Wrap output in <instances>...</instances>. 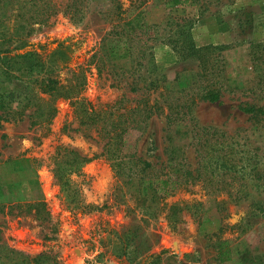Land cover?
Returning a JSON list of instances; mask_svg holds the SVG:
<instances>
[{
  "label": "rangeland",
  "instance_id": "obj_1",
  "mask_svg": "<svg viewBox=\"0 0 264 264\" xmlns=\"http://www.w3.org/2000/svg\"><path fill=\"white\" fill-rule=\"evenodd\" d=\"M165 1L0 2V96L24 93L23 56L35 52L60 84H74L73 72L83 70L80 95L89 103L75 111L55 100L48 126L31 124L34 108L22 120H0V264H38L32 259L41 254L62 264H264V123L241 110L264 106V0L173 8ZM47 7L46 24H30L27 17ZM189 39L209 48L202 60ZM141 86L147 89L130 90ZM208 86L219 88L218 101L200 98ZM119 102L124 108L115 111ZM144 103L155 112L137 122ZM83 115L103 119L83 124ZM104 121L127 128L124 153L155 171L171 169L172 181L180 165L196 175L194 127L236 134L238 169L256 168L259 184L246 174L243 184L215 191L189 177L168 195L158 188L141 195L137 176L117 177L101 156ZM57 147L90 160L67 190L49 165ZM78 204L96 210L83 213ZM218 241H227L229 261H218Z\"/></svg>",
  "mask_w": 264,
  "mask_h": 264
},
{
  "label": "trees",
  "instance_id": "obj_2",
  "mask_svg": "<svg viewBox=\"0 0 264 264\" xmlns=\"http://www.w3.org/2000/svg\"><path fill=\"white\" fill-rule=\"evenodd\" d=\"M4 1V0H0ZM188 0H167L165 6L167 8H173L180 5L187 4ZM5 4V3H3ZM53 11L47 7L30 14V24H46L48 19L52 16ZM71 14V13H68ZM73 16V15H71ZM29 30L27 31V33ZM26 33V34H27ZM189 48L191 54H197L198 60H202L204 55L209 51V48H198L195 43L189 39ZM96 57L93 55L92 58ZM29 64V68L26 69V75L24 79H20L25 84V90L22 94L14 95L9 93L7 96H0V120L5 122L11 120H22L25 110L34 108V111L29 114L32 125L48 126L53 118L56 109L54 107L55 100L62 98L67 100L71 107L75 111L80 109L82 105H88L81 97V92L86 85V76L83 70L77 68L73 72L71 79L75 80V83L68 82L63 85L59 81L50 77L48 71L43 70V59L40 54L35 52H28L23 56ZM99 71V70H98ZM147 89L144 86L131 87V91H140ZM155 89V88H154ZM219 88L214 87L205 89L200 96L201 99L208 102H216L219 99ZM11 98L8 99L7 98ZM15 102V104H14ZM14 105V106H13ZM21 105V107H19ZM115 111L124 108L119 102L118 106L112 107ZM144 115H139L140 121L144 123L145 120L150 118L155 110L154 104L146 107L144 103L142 107H137ZM137 109V111H138ZM83 111L87 112L85 109ZM244 113L250 114L255 121L264 123V106H245L241 109ZM88 111L94 112L92 107H88ZM33 115H36V119ZM125 115H117V121H121ZM103 119L100 115H83L81 122L83 124H95L99 120ZM116 122V121H115ZM114 121H104L101 131H105L103 135L107 141L104 144V149L101 154L105 160L109 161L114 174L117 177L123 175H133L138 177L139 192L141 195H147L150 191L158 190L163 192L164 195H168L169 191L182 188L187 184L188 178L194 180H201L203 186L208 190L223 191L230 190L232 187H236L244 180L246 174L252 175L253 179L259 184V177L256 174V168H250L246 174L242 170H239V163L243 160L241 153L243 152V144L237 139L236 134H227L225 131L218 128L207 127H194L192 130L193 147L198 158L196 175L193 176L192 172L184 169V165H180V170H174V172H180L177 179H171L169 176L170 170L167 172L155 171L154 167L148 161L142 160L139 157H132L131 155L122 151L124 143V136L127 128L119 129L118 123ZM167 123L170 124V116H167ZM107 124V126H106ZM90 160L81 157L75 151L66 147H57L53 156L50 158L49 165H51L52 173L56 179L59 180L61 186L64 189H68L70 186V177L72 175L80 176L82 174V167ZM179 165L177 163L174 167ZM138 173V174H137ZM243 184V183H242ZM239 200V197H235ZM76 208L80 209L83 213L95 211V207L84 204H78ZM217 248V259L220 262H226L231 259V250L227 241H218L215 244ZM24 260L28 259L27 256H22ZM32 261L38 264H62L55 260L48 254H41Z\"/></svg>",
  "mask_w": 264,
  "mask_h": 264
}]
</instances>
